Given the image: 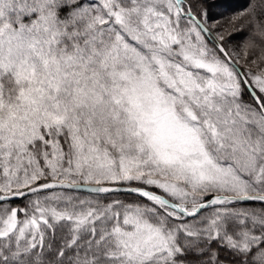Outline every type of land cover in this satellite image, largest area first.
I'll use <instances>...</instances> for the list:
<instances>
[{"label": "snow or ice", "instance_id": "snow-or-ice-1", "mask_svg": "<svg viewBox=\"0 0 264 264\" xmlns=\"http://www.w3.org/2000/svg\"><path fill=\"white\" fill-rule=\"evenodd\" d=\"M0 0V264H264V0Z\"/></svg>", "mask_w": 264, "mask_h": 264}, {"label": "trees", "instance_id": "trees-1", "mask_svg": "<svg viewBox=\"0 0 264 264\" xmlns=\"http://www.w3.org/2000/svg\"><path fill=\"white\" fill-rule=\"evenodd\" d=\"M251 2L252 0H215L211 15L213 18H217L221 14L240 12Z\"/></svg>", "mask_w": 264, "mask_h": 264}]
</instances>
